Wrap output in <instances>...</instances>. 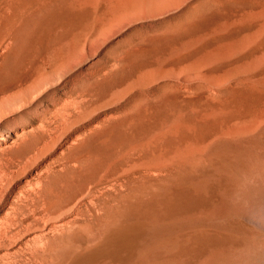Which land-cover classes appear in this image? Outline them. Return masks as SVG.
<instances>
[{
	"label": "rangeland",
	"instance_id": "obj_1",
	"mask_svg": "<svg viewBox=\"0 0 264 264\" xmlns=\"http://www.w3.org/2000/svg\"><path fill=\"white\" fill-rule=\"evenodd\" d=\"M200 220L264 264V0H0V264L113 263L174 223L194 258Z\"/></svg>",
	"mask_w": 264,
	"mask_h": 264
},
{
	"label": "bare ground",
	"instance_id": "obj_2",
	"mask_svg": "<svg viewBox=\"0 0 264 264\" xmlns=\"http://www.w3.org/2000/svg\"><path fill=\"white\" fill-rule=\"evenodd\" d=\"M15 101V100H14ZM68 104V103H67ZM62 113V112H61ZM69 115V114H68ZM64 116V114L62 115ZM32 188V187H31ZM39 188V186H38ZM35 191V190H34ZM89 192V191H88ZM38 193V191H37ZM24 194V193H23ZM32 195V194H31ZM25 196V195H24ZM30 196V194H29ZM41 196V195H40ZM35 197V196H34ZM23 198V197H22ZM21 198V199H22ZM27 198V197H26ZM97 198V197H96ZM79 201V200H78ZM18 202V201H17ZM93 202V201H92ZM91 202V203H92ZM44 203V202H43ZM45 205V204H44ZM77 207V206H76ZM49 208V207H48ZM76 209V208H75ZM66 211V210H65ZM19 213V212H18ZM47 213V212H46ZM62 213V212H61ZM9 214V213H8ZM7 214V215H8ZM26 214V213H25ZM70 214V213H69ZM68 215V214H67ZM44 216V214H43ZM78 216V215H77ZM41 217V216H40ZM64 217V216H63ZM25 217H23L24 219ZM36 218V217H35ZM34 218V219H35ZM2 219V218H1ZM16 219V218H14ZM13 219V221H14ZM18 219V217H17ZM16 219V220H17ZM22 219V218H21ZM5 220V219H4ZM90 220V218H89ZM11 221V223H13ZM19 221V220H18ZM46 221V220H45ZM71 221V220H70ZM76 221V220H75ZM93 221V220H92ZM48 222V221H47ZM5 223V222H4ZM9 222V225L11 224ZM62 223H60L61 225ZM177 223L174 224H165L161 226H147L144 229V237L138 243H134V245L131 246V251L123 255L121 253L120 248H116L114 250L113 258L114 261L113 263H94V264H222L223 262L219 261L218 258H216V253L214 251H210L207 249L206 245L209 242H213L215 245H221L224 244V242H229L231 244H238V245H244L246 244L245 242V237L241 236H234V235H215L214 234H209L208 230L204 228L205 222L203 220L199 221V226L200 229L197 231H194L190 234V236H193L194 239H197L196 243H193V251L197 255V257L190 258V257H184L181 258L179 255H176L175 253H172V248L174 246H179L180 248L184 249L187 247L186 244L183 243V241H178V239H175L174 236L172 235V232L174 229L177 227ZM15 225V222L13 226ZM20 225V224H19ZM34 225V224H33ZM48 225V224H47ZM59 225V226H60ZM3 227V225H1ZM11 226V225H10ZM71 226V225H70ZM231 226V225H230ZM8 227V226H7ZM198 227V226H197ZM16 228V227H15ZM57 228V227H56ZM55 228V229H56ZM62 228V227H61ZM213 228V227H212ZM232 228V227H231ZM3 229V228H2ZM23 229V228H21ZM65 229V228H64ZM191 229V228H190ZM244 228L234 227V230H237V233H239V230H243ZM39 230V229H38ZM63 230V229H62ZM66 230V229H65ZM248 230V229H247ZM49 231V230H48ZM246 231V230H245ZM10 232V231H9ZM57 232V231H56ZM55 232V233H56ZM59 232V231H58ZM63 232V231H62ZM243 234L244 232L241 231ZM241 233V234H242ZM3 234V233H2ZM64 234V233H63ZM7 235V234H6ZM18 235V234H17ZM9 236V235H8ZM37 236V235H36ZM40 236V234H39ZM38 236V237H39ZM44 236V235H43ZM46 236V235H45ZM4 237V236H3ZM10 237V236H9ZM37 237V238H38ZM56 237V236H55ZM135 237V236H134ZM140 237V236H139ZM161 237V238H160ZM34 238V237H33ZM43 238V237H42ZM41 238V239H42ZM199 238V239H198ZM50 239V238H49ZM120 239V238H119ZM208 239L209 241H206ZM15 240V239H14ZM36 240V239H35ZM130 240V239H129ZM2 241V240H1ZM11 241V240H10ZM29 241V240H28ZM38 241V240H37ZM49 241V240H48ZM119 241V240H118ZM16 242V241H15ZM129 242V241H128ZM35 243V242H34ZM225 243V244H226ZM28 243H26L27 245ZM43 244V243H42ZM210 244V243H209ZM1 245V243H0ZM29 245V244H28ZM49 245V244H48ZM47 246V245H46ZM113 246V245H112ZM1 247V246H0ZM23 247V246H22ZM107 247V246H106ZM129 247V246H128ZM26 248V247H25ZM110 250V247H108ZM107 248V249H108ZM23 249V248H22ZM37 249V248H36ZM39 249V247H38ZM76 249V248H75ZM104 249V247H103ZM175 249V248H174ZM52 250V249H51ZM71 250V249H70ZM100 249H97V251ZM113 250V248H112ZM209 250V251H208ZM217 249H215L216 251ZM220 250V249H219ZM26 251V250H25ZM42 251V250H41ZM111 251V250H110ZM209 253H208V252ZM6 252V251H5ZM4 252V255H6ZM33 252V251H31ZM45 252V251H44ZM58 252V251H57ZM112 252V251H111ZM127 252V251H126ZM220 252V251H218ZM18 253V252H17ZM20 253V252H19ZM97 253V252H96ZM100 254V252H98ZM104 253V252H103ZM1 254V253H0ZM24 254V253H23ZM27 254V253H26ZM34 254V253H33ZM138 254V256L136 255ZM219 254V253H218ZM16 255V253L14 254ZM111 255V254H110ZM34 256V255H33ZM93 256V255H92ZM102 256V255H101ZM100 256V257H101ZM3 257V256H2ZM112 257V256H111ZM7 258V257H6ZM9 258V256H8ZM7 258V259H8ZM11 258V257H10ZM102 258V257H101ZM104 258V257H103ZM1 259V257H0ZM5 259V258H3ZM43 259V258H42ZM88 259V258H87ZM13 260V258H12ZM31 260V259H30ZM111 260V259H110ZM7 261V260H5ZM40 261V260H39ZM8 262V261H7ZM10 262V261H9ZM18 262V261H17ZM28 262V261H27ZM34 262V261H33ZM228 262V261H227ZM21 264V263H20ZM39 264V263H38ZM43 264V263H42ZM72 264H81L79 262H75ZM224 264V263H223Z\"/></svg>",
	"mask_w": 264,
	"mask_h": 264
}]
</instances>
